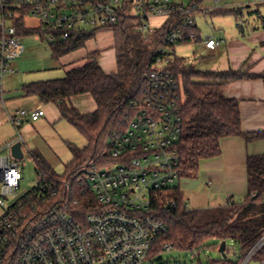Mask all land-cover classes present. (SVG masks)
I'll list each match as a JSON object with an SVG mask.
<instances>
[{
    "label": "built area",
    "instance_id": "built-area-1",
    "mask_svg": "<svg viewBox=\"0 0 264 264\" xmlns=\"http://www.w3.org/2000/svg\"><path fill=\"white\" fill-rule=\"evenodd\" d=\"M220 8L221 0H214ZM204 8L196 0H133L130 9L123 0H0V99L5 101L6 75L20 72L15 63L25 51L17 19L33 15L40 26L52 28L48 42L66 38L76 28L117 24L121 19L143 20L140 29L154 32L167 24L166 45H159L149 63L143 108L121 132L113 136L111 161L90 162L75 175L82 195L95 197L93 211L77 216L78 193L69 181L45 180L46 169H38V182L21 193L23 168L11 147L25 141L20 132L23 118H41L45 111L20 109L10 115L18 135L7 143L8 154H0V206H9L0 216V264H142L163 242L170 224L155 214V208H176L175 187L180 182L179 142L184 132L180 85L170 70L175 54L168 44L187 39L202 40L215 51L222 40L201 36L195 15ZM135 12V13H134ZM162 22L154 23L156 19ZM159 21V20H158ZM26 26V22H25ZM30 155L38 161L31 149ZM264 246L262 235L239 264H248ZM264 264V260H259Z\"/></svg>",
    "mask_w": 264,
    "mask_h": 264
},
{
    "label": "trees",
    "instance_id": "trees-1",
    "mask_svg": "<svg viewBox=\"0 0 264 264\" xmlns=\"http://www.w3.org/2000/svg\"><path fill=\"white\" fill-rule=\"evenodd\" d=\"M128 9L133 0H123ZM203 4L207 0H196ZM219 11L222 9H218ZM235 11V10H234ZM242 12L239 8L235 13ZM264 22V15L259 10L252 11ZM22 34L35 31L45 38L52 28L25 26V18L17 19ZM143 20L137 17L121 19L114 25L94 28L73 29L66 38L57 37L49 42L55 59L85 47L101 30L113 31L117 70L107 73L98 57L100 52L89 54V60L82 66L68 70L65 76L54 79L29 82L23 89L28 95H38L43 102L55 103L66 119L87 139V145L80 147L68 142L73 160L66 165L64 173H57L51 166L43 165V159L35 155L40 166L46 169L45 180L60 187L64 181L71 182L78 193L77 216L83 219L93 211L95 197L91 192L82 195V186L77 185L75 175L83 165L90 162L104 163L111 161L109 152L114 135L121 133L143 108L146 73L149 63L157 55L159 45H166L167 24L154 32L140 29ZM242 25L239 28L242 29ZM264 27V24H263ZM257 28V27H254ZM191 42L187 39L180 43ZM168 44L174 48L176 44ZM170 70L176 76L181 93V108L184 119V132L179 142L181 155L178 172L180 179L191 178L199 170L202 159L218 156L221 152V139L226 136L240 135L251 142L264 139V130L246 132L242 129L239 101L226 97L225 87L240 79L261 77L244 69L201 71L186 58L175 55ZM90 93L97 108L93 112L82 113L70 104L75 95ZM248 193L241 202L229 199L226 204L208 209L190 208L181 191L180 184L175 187L173 198L177 200L176 208L166 206L155 208V214L170 224L163 242L180 250L201 252L210 239L216 240L212 245L219 250L223 240L233 239L241 246L240 258L230 257L212 260L210 264H239L254 243L264 235V154L249 156ZM226 248V253H227ZM163 252L161 245L153 251ZM254 259L264 260V246L254 255Z\"/></svg>",
    "mask_w": 264,
    "mask_h": 264
},
{
    "label": "rangeland",
    "instance_id": "rangeland-1",
    "mask_svg": "<svg viewBox=\"0 0 264 264\" xmlns=\"http://www.w3.org/2000/svg\"><path fill=\"white\" fill-rule=\"evenodd\" d=\"M183 1L185 3L189 2V0ZM202 6L208 9L203 12H198L195 15L202 37L213 35L219 38L223 36L225 32H229L232 29L239 30V25L241 24L245 29H250L251 25L255 27L256 25L264 24L257 13L252 12L259 10L261 15H264V0H221V7L218 8L222 9L220 11L214 8V0H207ZM239 8L242 9V12L237 15L235 11ZM163 20L164 18H160L153 22L157 23ZM25 22L28 28L35 29L40 26L39 18L33 15L28 16ZM87 29L92 30L93 28L88 26ZM22 42L25 47L24 54L15 60V63L21 66L22 74L19 76L18 74L17 76L7 74L5 80L6 104L13 115H16V110L20 109L34 111L41 108L45 111V105H49L53 113L56 111V106H54L53 103H45L41 101L37 95H24L21 86L25 82L63 77L66 74V68L70 64L78 62L80 59L89 60V53L97 51L100 52L98 60H100V58H106L108 61L115 64L116 67V55L113 48L114 33L111 30H101L95 38L87 42L85 47L69 53L60 59L53 58L50 43L46 38L36 34L34 30L24 33ZM171 51L177 56L186 58L187 61L194 64L198 70H215L213 62L216 59V55L211 54L205 48L201 39L176 44ZM22 99L28 100L22 102ZM46 118L47 114L41 117V119L45 121ZM26 119L27 118H23L22 124L20 125V131L24 136H27L25 133V126L28 125V122L35 124V121ZM36 124L38 125H34V130L36 132L38 131L41 140L47 145L45 155L47 154L46 159L48 161L43 160V165L52 166L59 174L64 173L66 165L73 160V155L68 148V142H73L83 148L88 143L86 137L62 117L46 122L39 121ZM16 135H18L17 131ZM27 143L28 145H24L26 151L25 157L20 160L24 176L20 190L22 194L25 190L33 188L38 182L37 162L28 151L29 147L34 148V144L32 141H28ZM32 151L34 155H40L39 152L34 149ZM4 153H7V150H4ZM9 202L11 203L12 201H7L5 207L0 206V216L3 215L5 209L9 206ZM190 208L197 209L194 208L193 203ZM208 208L210 207L198 209ZM215 242L216 240L210 239L207 242V246L201 250L200 253L190 250H180L174 247L171 250H165L157 254L151 252L142 264H210L212 260L222 257L219 250L216 249L215 246H212ZM226 242L228 249L227 256L235 260L239 259L241 255V246L233 239H228ZM248 264H259V261L253 258Z\"/></svg>",
    "mask_w": 264,
    "mask_h": 264
},
{
    "label": "crops",
    "instance_id": "crops-1",
    "mask_svg": "<svg viewBox=\"0 0 264 264\" xmlns=\"http://www.w3.org/2000/svg\"><path fill=\"white\" fill-rule=\"evenodd\" d=\"M250 27V29L242 27L239 30L232 29L225 32L223 36L219 37L222 40L221 45L213 52L206 48L211 54L216 55L213 62L215 70L233 68L244 69L258 75L264 74V27L263 25H256L257 28L252 25ZM113 48L115 50L114 45ZM87 61V59H80L78 62H71L72 64L66 69L68 71L74 67L82 66ZM99 62L107 73L116 72L117 61L116 67L106 58H100ZM19 68L18 76L22 74L20 65ZM13 76H17V74ZM29 82H25L21 86L24 95L28 94L25 93L23 87ZM224 94L226 97L239 101L242 129L244 131L264 130V80L261 77L236 80L225 87ZM26 100L28 99H22V102H26ZM70 104L82 113L93 112L97 108L94 98L89 93L72 96ZM53 105L56 106L54 113L49 105L44 106L45 114L43 116L47 114L46 121L61 117L60 109L55 103ZM10 115H13V113L7 108L6 98L4 102L0 99V154L2 155L8 154L7 143L17 137V130L10 121ZM27 119L32 120L29 117ZM33 121H35V124L28 122V125L25 126L27 136H24L23 133L21 135L25 144L28 145V141H32L34 144V148H29L39 152V156L48 161L46 159L47 154L45 155L47 145L41 140L38 131L34 130V125L39 124H36L37 122L46 121L41 118ZM220 143L222 152L218 156L202 159L197 175L191 178H182L179 182L189 207L192 203L194 208L197 209L218 207L226 204L230 198L236 202H241L248 193V157L264 154V139L247 142L244 137L233 135L222 138ZM4 150H7V153H4Z\"/></svg>",
    "mask_w": 264,
    "mask_h": 264
},
{
    "label": "water",
    "instance_id": "water-1",
    "mask_svg": "<svg viewBox=\"0 0 264 264\" xmlns=\"http://www.w3.org/2000/svg\"><path fill=\"white\" fill-rule=\"evenodd\" d=\"M11 153L12 156L21 160L24 158V151L22 148V142L21 141H17L16 143H14L11 147ZM226 248H227V242L226 240H223L221 242V245L219 247V252L221 253V255L226 258L227 257V253H226Z\"/></svg>",
    "mask_w": 264,
    "mask_h": 264
}]
</instances>
